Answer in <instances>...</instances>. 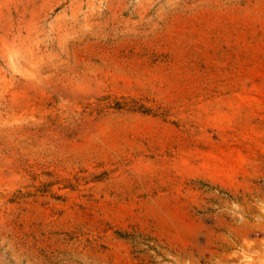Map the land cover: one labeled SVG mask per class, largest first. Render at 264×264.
<instances>
[{
  "label": "rangeland",
  "instance_id": "374dc122",
  "mask_svg": "<svg viewBox=\"0 0 264 264\" xmlns=\"http://www.w3.org/2000/svg\"><path fill=\"white\" fill-rule=\"evenodd\" d=\"M0 264H264V0H0Z\"/></svg>",
  "mask_w": 264,
  "mask_h": 264
}]
</instances>
